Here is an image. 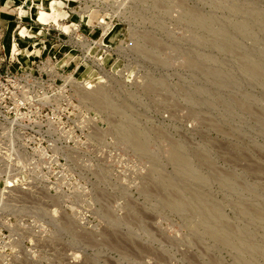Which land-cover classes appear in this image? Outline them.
I'll return each mask as SVG.
<instances>
[{"label":"rangeland","instance_id":"1","mask_svg":"<svg viewBox=\"0 0 264 264\" xmlns=\"http://www.w3.org/2000/svg\"><path fill=\"white\" fill-rule=\"evenodd\" d=\"M23 1L0 264H264V0Z\"/></svg>","mask_w":264,"mask_h":264},{"label":"bare ground","instance_id":"2","mask_svg":"<svg viewBox=\"0 0 264 264\" xmlns=\"http://www.w3.org/2000/svg\"><path fill=\"white\" fill-rule=\"evenodd\" d=\"M33 3L35 4H39V5H41L43 8H46V6H48V5H53V1H48L47 3H48V5H47V3L46 2H44V0H33ZM23 10V9H22ZM40 12H39V14H41V15H46V13H45V11L44 10H39ZM40 17V16H39ZM38 17V18H39ZM41 18V17H40ZM34 33V34H37V33H40L41 31H40V29H34L33 27H27V26H24V27H22L21 29H20V34L21 35H29V34H31V33ZM93 90V89H92ZM97 94H99V93H97ZM94 95V94H93ZM106 100V99H105ZM139 141V140H138ZM135 142V141H134ZM136 143V142H135ZM172 152V151H171ZM177 157V156H176ZM178 158V157H177ZM181 159V158H180ZM177 161H178V159H177ZM179 162V161H178ZM182 162V161H181ZM186 165V164H185ZM183 166V165H182ZM185 171V170H184ZM246 212V211H245ZM245 214V213H244ZM209 230V229H208ZM219 236V235H218ZM221 238V237H220ZM218 240V239H217Z\"/></svg>","mask_w":264,"mask_h":264},{"label":"built area","instance_id":"3","mask_svg":"<svg viewBox=\"0 0 264 264\" xmlns=\"http://www.w3.org/2000/svg\"><path fill=\"white\" fill-rule=\"evenodd\" d=\"M65 1H68V0H65ZM23 3H25V2L23 1ZM29 5H34V6H35L34 8H37L38 11H39V10L47 11V10H46L47 8L45 9V8H43L41 5L36 4V3L34 4L33 2H30ZM21 6H22V5H20V7H21ZM20 7H19V8H20ZM25 7H26V6H25ZM25 10H26V8H25ZM20 11H21V10H20ZM20 11L18 12L19 17H20V15H21V14H20ZM25 13H26V15H27V11H26ZM18 15H17V16H18ZM24 15H25V14H24ZM24 15H23V16H24ZM40 28H41L42 31H43V33H42L41 35H45L46 33H49V31H46V32H45V31L43 30V27H40ZM22 37H23V36H22ZM29 37H30V36L28 35V36H24L23 38H29Z\"/></svg>","mask_w":264,"mask_h":264},{"label":"crops","instance_id":"4","mask_svg":"<svg viewBox=\"0 0 264 264\" xmlns=\"http://www.w3.org/2000/svg\"><path fill=\"white\" fill-rule=\"evenodd\" d=\"M21 1L23 0H0V6H3L4 4H6V6H8L9 4L15 5L17 3H20ZM0 10H1V7H0ZM3 10L1 11V16L4 18V17H7V14L5 15L4 14L5 12H3Z\"/></svg>","mask_w":264,"mask_h":264}]
</instances>
